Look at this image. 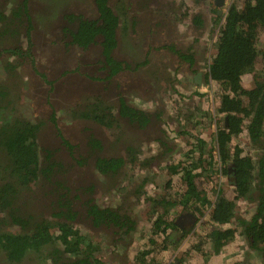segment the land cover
<instances>
[{"label": "flooded vegetation", "instance_id": "obj_1", "mask_svg": "<svg viewBox=\"0 0 264 264\" xmlns=\"http://www.w3.org/2000/svg\"><path fill=\"white\" fill-rule=\"evenodd\" d=\"M233 1L222 0V4H216L215 0H105L108 7L106 16L99 12L97 0H0V189H7L8 196L17 202L18 209L22 207L31 212V227H35V223L50 220L47 221L48 224L54 225L56 229L58 224L51 216L53 204L48 206L55 194L49 191L52 183L44 182L41 175L35 178L28 175L22 180V175L11 173L13 157L6 153V145L10 140L6 131L9 127L38 124L34 141L38 147V161L43 166L45 163L39 147L60 146L61 137L75 144V151L77 148L80 150L76 154L81 155L84 160L86 143L90 139L101 147L95 148V155L90 161L99 156L122 161L123 166L110 175L91 168L88 162L84 165L85 168L79 165L78 170L72 169L71 174L67 169L60 170L55 178L68 187L80 180L98 184L106 189L103 190L105 195L102 199L107 202L106 205L118 207L129 214L136 229L133 237L125 242L126 261L130 258L128 254L131 256L129 247H135V251L142 243V249L147 247L146 244H153L151 248L160 249L162 254L161 259L157 260L158 264H169L170 261L165 260L168 252L158 246L160 241L151 240L148 227L151 210H160L163 214V209L168 207L163 202L170 199L175 189H184L182 185H177L178 176L182 172L174 174L171 165L179 164L180 158L186 159L183 149L187 144L198 147L196 139L201 138L205 150L217 153L216 133L227 124V116L217 110L220 91L206 73L215 53L217 37L212 31H219L225 12ZM80 2L87 3L88 8H83ZM41 13H45L44 19L56 22L53 25L47 24L39 16ZM93 21L95 26L109 22L104 35L101 30L96 34L90 32V22ZM105 49L109 50L108 54ZM145 66L153 71L157 70L156 81L162 87H159L160 92L164 96L170 95L175 106L171 110L165 109L163 115L166 119L159 120L161 124L152 120L149 123L156 124L153 135L155 141L163 146L151 155H142L140 152L141 148L136 141L139 129L132 127L127 131L123 121L117 119L120 99L138 109L143 108L132 102L130 91L135 89L132 80L138 79L139 72ZM69 75L72 77L69 78ZM77 77L83 83H78ZM183 104H189L191 108ZM94 107L110 112L112 125L108 124L110 117L107 114L103 119L105 124L95 120L94 114L86 117V113L91 114ZM153 113L157 115L156 112ZM162 125L167 132L163 131ZM241 127L242 130L227 143L230 151L240 149L242 154L250 146L251 150H257L259 144L248 143V129ZM129 134L132 135L128 136ZM57 152L59 151L54 156ZM190 155L194 158L200 156L196 152ZM215 160L219 166L221 161ZM221 167H226L229 179L227 174L224 175L219 170ZM221 167L216 168L213 159L212 174L218 173L216 169L221 173L223 180L220 191L223 195L222 189H225L222 185L228 184L234 189L231 181L235 176L230 163ZM51 177L53 181L54 176ZM200 179L202 176H199ZM203 188L211 191L205 185ZM220 191L217 190L213 199V193L207 191L211 204L205 206V209L200 206V212L192 213L196 217L204 216L209 221V212ZM252 192L248 197L237 200L248 199L253 205L248 211L249 216H237V221L239 218L247 219L255 209L257 196ZM73 207L80 214L71 224L78 232L87 235L94 254L99 253L102 263L110 264L112 259L117 263L122 262L117 260V255L110 259L114 252L103 257L101 253L104 249H111L103 248L98 241L102 236L107 242H119L123 231L112 232L108 227L87 229L83 224L82 207L77 204ZM4 213L0 210V234L15 233V228L9 224L10 220ZM188 214L183 210L174 217L176 221L172 219L179 229L180 237L185 233L181 228L190 225ZM154 217L157 216L154 214ZM234 217L236 214L229 225H232L236 234ZM237 221L243 243L250 249ZM228 226L221 225L220 228ZM203 232L197 231L194 236ZM91 234L97 238H92ZM160 237L162 239L164 235L161 234ZM136 239L140 242H136ZM236 241L235 235L218 253H213L208 246L205 256L207 264H215L223 249L236 244ZM84 244L88 246V243ZM61 247L60 241L55 237L45 247H41L40 252L28 251L17 261L9 259L5 251L0 249V264H51L50 253ZM189 247L188 242V246L180 250L188 251ZM151 248L148 247V250H152ZM263 249L264 244L261 248L250 249L256 251L259 258L254 264H264ZM138 251L140 248L131 256L132 261H135ZM236 257L228 251L223 259L227 264H242ZM192 261L187 256V262L192 264Z\"/></svg>", "mask_w": 264, "mask_h": 264}, {"label": "trees", "instance_id": "obj_2", "mask_svg": "<svg viewBox=\"0 0 264 264\" xmlns=\"http://www.w3.org/2000/svg\"><path fill=\"white\" fill-rule=\"evenodd\" d=\"M97 2L101 15H106L108 7L105 0H97ZM212 4L214 5L213 2ZM214 8H216L215 5ZM90 23H92L89 26L90 32L96 34L101 30L103 35L109 24V22H103L100 26H95V21ZM212 34L217 37L215 53L211 57L206 75L216 83L220 91L217 110L227 116V124L218 129L216 133L217 153L212 154L211 150H205L201 138L196 139L199 142L198 147L187 144V147L183 149L186 159L180 158L179 164L171 165L174 174L182 172L178 176L177 185H182L184 189H175L170 199L163 202L168 206L166 210L163 209V214L160 210L158 212L151 210L149 220L151 222L148 223L152 235L151 240L160 241L158 246L168 252L165 260H169V264H190L187 262V256L193 259L192 264H207L205 256L208 246L213 253H218L234 238L235 229L229 225V222L235 215L236 201L241 197H248L252 191L257 196L256 207L250 217L239 218L237 223L242 227L250 249L261 248L264 244V0H234L225 12V18L219 31H212ZM105 53L108 54L109 50L105 49ZM119 103L117 119L123 121L127 131L132 127L145 128L151 120L153 121V118L158 117L146 108L138 109L134 105L127 104L123 99H120ZM106 114L110 117L108 124L112 125L110 112L106 113L98 107L92 108V113L87 112L85 116L93 115L95 120L105 124L103 119ZM53 125H55L54 122ZM241 126L248 129L247 142L254 145L259 144L257 150H251L250 146L242 154L240 149L230 151L227 143L233 135L242 130ZM162 128L166 131V128L163 126ZM38 129V124L9 127L6 131L10 139L6 145V153L13 157L12 174L22 175V180L28 175L33 178L41 175L44 182L52 183V189L49 191L55 194V198L49 202L48 206L53 204L51 216L55 218L58 225L55 229L54 225L48 224L50 220H46L44 223H35V227H31L32 224H29L33 217L31 212L22 207L18 209L17 202L8 196L7 189H0V210L5 212L6 218L10 220L9 224L15 228V233L0 234V249L5 251L9 259L17 261L28 251L40 252L41 247H45L56 237L62 247L50 253L51 264H103L102 260L95 256L87 235L78 232V229L71 224L80 214L79 210L73 206L77 204L82 207L83 224L87 229L108 227L110 231L117 230L120 233L123 231L119 242L125 243L129 237H133L136 229L133 224L134 220L118 207L106 205L107 202L102 200L105 195L103 190L106 189H102L98 184L93 185V182L80 180L68 187L59 180L56 181L55 177L60 170L67 169L71 174L72 169L78 170L79 165L85 168L84 165L88 162L91 168L98 169L102 174L110 175L117 172L123 163L119 159L102 156L90 161L95 155V148H101L90 139L86 143L84 160L81 155L76 154L80 150L77 148L75 151V144L64 140L58 131L62 145L39 147L43 163H45L43 166L38 161V147L34 141ZM174 136L175 134L172 137ZM167 148L171 153L173 152L169 147ZM56 151L59 152L54 156ZM259 151H261L260 155L257 156ZM192 152L200 156L194 158L190 155ZM213 159L218 169L228 163L232 167L235 178L231 181L234 185L231 197L221 194L218 176L214 177L212 174ZM215 159L221 161L219 166ZM146 160H148L147 157ZM219 170L224 175H228L226 167H221ZM51 175L54 176L53 181ZM77 175L78 173L75 174ZM199 176L203 178L199 180ZM227 177L229 179V175ZM205 184L211 189V191L207 190L208 192L214 194L217 190L220 191L209 212L210 220L204 223L205 232L191 237H187L185 232L180 237L179 229L172 219L183 210L198 213L201 211L200 206L205 209V206L211 204L207 191L203 188ZM252 187L254 189H251ZM154 214L157 217H154ZM221 225L229 226L220 228ZM161 234L164 235L162 239ZM90 236L97 238L94 234ZM181 238L188 240L190 244L188 251L179 249ZM84 243H88V246ZM146 248L140 247L138 255L134 257L135 261L128 260L123 263L136 264L138 261L137 264H156L157 261L148 263L145 260V255H150V251L144 250ZM262 255L264 263V251ZM173 260L177 262L174 263Z\"/></svg>", "mask_w": 264, "mask_h": 264}, {"label": "rangeland", "instance_id": "obj_3", "mask_svg": "<svg viewBox=\"0 0 264 264\" xmlns=\"http://www.w3.org/2000/svg\"><path fill=\"white\" fill-rule=\"evenodd\" d=\"M81 1V0H79ZM81 3V2H80ZM81 6L83 8H88L87 3L82 2ZM45 13H41L39 14V16L41 17V19L45 18ZM47 24L49 25H53L56 21L55 20H46L44 19ZM57 68H59V66H57ZM140 75L138 76V79H133V85H134V90H131V94L130 97L133 99L132 102L139 104L140 106H142L143 108H146V110H149L150 112H156L157 116L158 114H160V116L158 118H153V121H156L157 123H160L159 120L162 119H166L164 118L163 112L165 111V109L167 110H171L173 107H175L173 105V100L171 99L170 95L169 96H164L163 94H161V90L159 87L160 84L156 81V75H157V70L153 71L152 69H148L147 66H145L143 69H141V71L139 72ZM160 74V73H159ZM72 77V75H69V78ZM78 79V83H83V80L79 77H77ZM158 80V79H157ZM162 88V87H161ZM183 106H190L189 104H183ZM191 108V106H190ZM217 117H219V115H217ZM161 124V123H160ZM163 126V125H162ZM218 126V123L216 121L215 127ZM156 124H150L147 125L145 128H140L136 133L138 134V139L136 140L138 145L141 148V153L142 155H151L159 150H161V148L163 147L159 142L155 141V137L153 135L154 130L156 128ZM164 128H166L164 126ZM168 128V127H167ZM152 130V133H151ZM168 130H170L168 128ZM151 133V134H150ZM169 133V132H168ZM132 134H129L128 136H131ZM216 175L218 176V184L221 186V182L223 177L221 176V174H219V170L216 169ZM205 173V171H204ZM203 178V176H202ZM206 188L209 189V187L207 186V184H205ZM222 187L225 189L222 191H224L225 195L228 196H232L233 194V187L228 186V184H224L222 185ZM217 190V189H216ZM254 193V192H252ZM216 194V193H214ZM214 194L212 195V199L214 198ZM114 205V203L112 204ZM252 203L248 201V199H241L239 200V202L236 201V210H235V214L236 217H234V221L233 223H235V225L233 227L236 228V244L233 243V245H231L230 247H225L223 249V252L221 253V256L216 258L215 264H227V262H225V260L223 259L226 255L227 252L231 251L232 253H234V255H236V260L238 261H242V264H254L257 263L259 258L258 255L256 254V251L250 250L247 248V245L243 243L241 234H240V227L238 225H236V221H237V216H241V217H247L249 216L248 211H250L252 209ZM209 211V210H205ZM182 213V212H181ZM189 217L187 216L188 220H190L189 222V226H185L183 228H181L182 231L186 232L187 237H190L192 235H194L195 233H197V231L203 232L205 231V222H207L204 219V216L201 217H196V214L193 213H189L188 214ZM175 217V216H174ZM176 219V218H175ZM174 219V221H176ZM192 219V220H191ZM196 219L194 222L193 220ZM204 219V220H201ZM193 222V223H192ZM175 224V223H174ZM185 237V236H184ZM188 240H186L185 238H181L180 239V248L184 249L188 246ZM99 244L103 245V248H110L111 250L108 251L107 249H104L103 253H101V255L104 257V255H111L110 259H112L114 257V255H117L118 259L117 260H125V256L123 251H126L125 248V243L124 242H107L105 237L100 236L99 238ZM136 242H140V240L136 239ZM146 244V243H145ZM99 245V246H100ZM142 245V243L139 244L138 248H140V246ZM147 248L144 249L147 252L150 251V255L146 254L145 255V260L148 263H152L161 259L160 255L162 253L159 252L160 249H153L151 247H153V244H149L147 245ZM132 247V246H131ZM129 247V253H131V256H133L136 251L138 250V248L133 251L135 249V247ZM148 247H150L152 250H148ZM179 248V249H180ZM226 249L228 251H226ZM133 251V252H132ZM128 253V252H127ZM96 254V253H95ZM96 256H99V253L97 252ZM131 256L128 257L129 260L131 261ZM100 257V256H99ZM154 257V258H152ZM257 257V259H256ZM122 262L117 263L116 260L112 259V262L110 264H120ZM128 264V263H126ZM156 264H158L156 262Z\"/></svg>", "mask_w": 264, "mask_h": 264}, {"label": "water", "instance_id": "obj_4", "mask_svg": "<svg viewBox=\"0 0 264 264\" xmlns=\"http://www.w3.org/2000/svg\"><path fill=\"white\" fill-rule=\"evenodd\" d=\"M216 4H222V0H215Z\"/></svg>", "mask_w": 264, "mask_h": 264}]
</instances>
